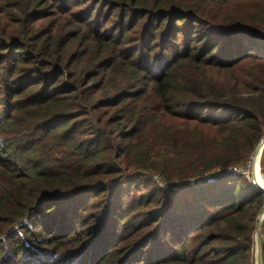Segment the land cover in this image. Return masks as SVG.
Returning <instances> with one entry per match:
<instances>
[{"label":"trees","instance_id":"trees-1","mask_svg":"<svg viewBox=\"0 0 264 264\" xmlns=\"http://www.w3.org/2000/svg\"><path fill=\"white\" fill-rule=\"evenodd\" d=\"M263 137L264 0H0V264H256Z\"/></svg>","mask_w":264,"mask_h":264},{"label":"rangeland","instance_id":"rangeland-1","mask_svg":"<svg viewBox=\"0 0 264 264\" xmlns=\"http://www.w3.org/2000/svg\"><path fill=\"white\" fill-rule=\"evenodd\" d=\"M257 149H258V146H257L256 150L253 152V155H252L249 163L247 164V166L242 168V170H244L245 172H247L249 174V176L247 177V175L244 173V176L246 178H248L253 183H254V175H255L257 181L259 182L257 170L262 175L261 177L264 180V173L262 171V163H261L263 152H262V155H257ZM263 151H264V149H263ZM256 164H257V168H256ZM160 187H161V185H160ZM134 194H137V197L139 195L135 189L132 190V195H134ZM133 197H135V196H133ZM261 236H262V234H261ZM255 254H256V233H255Z\"/></svg>","mask_w":264,"mask_h":264},{"label":"water","instance_id":"water-1","mask_svg":"<svg viewBox=\"0 0 264 264\" xmlns=\"http://www.w3.org/2000/svg\"><path fill=\"white\" fill-rule=\"evenodd\" d=\"M258 148L260 149V155H262L263 149H264V138L260 141ZM257 149V151H259ZM264 182V180H263ZM254 183L255 185L264 191V183L261 184L257 181L255 175H254ZM264 218V211L259 215L258 217V223H257V230H256V264H264L263 260V253H262V236H261V225Z\"/></svg>","mask_w":264,"mask_h":264},{"label":"built area","instance_id":"built-area-1","mask_svg":"<svg viewBox=\"0 0 264 264\" xmlns=\"http://www.w3.org/2000/svg\"><path fill=\"white\" fill-rule=\"evenodd\" d=\"M242 168H244V167H235V168H233V170L234 171H236V172H241V173H245L246 175H247V177L249 176V174L247 173V172H245L244 170H242ZM209 181H213V180H215V179H213V177H209V179H208Z\"/></svg>","mask_w":264,"mask_h":264},{"label":"bare ground","instance_id":"bare-ground-1","mask_svg":"<svg viewBox=\"0 0 264 264\" xmlns=\"http://www.w3.org/2000/svg\"><path fill=\"white\" fill-rule=\"evenodd\" d=\"M259 149V148H258ZM257 155H260V149L259 151H257ZM256 168H257V164H256ZM257 173H258V180H259V183L263 184V178L261 177L262 175L259 173V171L257 170Z\"/></svg>","mask_w":264,"mask_h":264}]
</instances>
